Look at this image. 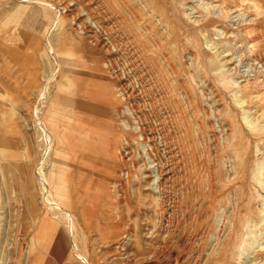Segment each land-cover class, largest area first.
<instances>
[{"label": "rangeland", "instance_id": "obj_1", "mask_svg": "<svg viewBox=\"0 0 264 264\" xmlns=\"http://www.w3.org/2000/svg\"><path fill=\"white\" fill-rule=\"evenodd\" d=\"M16 200L10 264H264V0H0Z\"/></svg>", "mask_w": 264, "mask_h": 264}, {"label": "built area", "instance_id": "obj_2", "mask_svg": "<svg viewBox=\"0 0 264 264\" xmlns=\"http://www.w3.org/2000/svg\"><path fill=\"white\" fill-rule=\"evenodd\" d=\"M15 203V205L10 206L9 208L12 215L7 217L4 215L2 221L6 236L4 238L5 251L0 258V264H10L12 259H15L16 256L20 255V251L24 256L29 253L28 248H25V244L27 245V243L23 242V239L20 236L24 225H21L19 217L24 211V205L17 200Z\"/></svg>", "mask_w": 264, "mask_h": 264}, {"label": "bare ground", "instance_id": "obj_3", "mask_svg": "<svg viewBox=\"0 0 264 264\" xmlns=\"http://www.w3.org/2000/svg\"><path fill=\"white\" fill-rule=\"evenodd\" d=\"M56 8H58V7H56ZM59 9H61L60 11H67L68 12V7H63V8H59ZM59 12V11H58ZM70 13V12H69ZM88 14V16H89V13H87ZM91 19V18H90ZM74 20V19H73ZM77 22V21H76ZM102 31V30H101ZM153 98V97H152ZM162 181V180H161ZM65 215H66V213H65ZM66 217H68V215H66ZM69 218V217H68ZM68 220V219H67ZM71 220H69V222H70ZM74 224V223H73ZM74 239V238H73ZM25 240V239H24ZM124 244H126V243H123V242H121V246L122 247H124V249H126L127 248V246L125 247V245ZM120 246V247H121ZM179 247V246H178ZM121 249V248H120ZM78 254V253H77ZM171 254V253H170ZM29 257V256H28ZM79 258H81L82 259V257H80L79 256ZM16 259V258H15ZM28 259V258H27ZM171 260V259H170ZM12 262V261H11ZM28 262V261H27ZM41 259H38L37 260V264H41ZM155 264V263H154ZM176 264H177V262H176Z\"/></svg>", "mask_w": 264, "mask_h": 264}]
</instances>
